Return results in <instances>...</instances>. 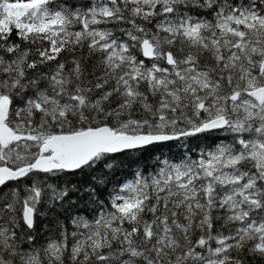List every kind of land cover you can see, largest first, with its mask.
Returning a JSON list of instances; mask_svg holds the SVG:
<instances>
[{
    "label": "snow or ice",
    "instance_id": "6c2138e0",
    "mask_svg": "<svg viewBox=\"0 0 264 264\" xmlns=\"http://www.w3.org/2000/svg\"><path fill=\"white\" fill-rule=\"evenodd\" d=\"M0 264H264V0H0Z\"/></svg>",
    "mask_w": 264,
    "mask_h": 264
}]
</instances>
